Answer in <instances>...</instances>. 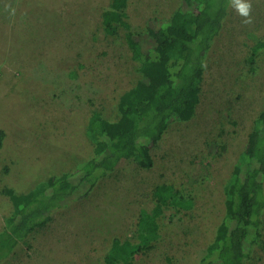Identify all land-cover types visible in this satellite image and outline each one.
Here are the masks:
<instances>
[{
    "label": "rangeland",
    "instance_id": "obj_1",
    "mask_svg": "<svg viewBox=\"0 0 264 264\" xmlns=\"http://www.w3.org/2000/svg\"><path fill=\"white\" fill-rule=\"evenodd\" d=\"M108 3L0 0V189L26 191L87 161L91 110L114 119L120 93L140 77L124 29L98 33ZM178 3L127 0V20L139 31L149 17L166 18ZM252 6L247 25L230 6L206 54L200 91L191 97L193 114L168 124L150 149L152 166L120 158L86 196L53 210L47 224L29 232L27 244L19 243L0 264H104L114 240L117 253L128 255L138 211L162 182L174 183L191 205L160 216L159 237L134 264L198 263L224 214L223 184L264 107V48L251 70L246 62L256 38L264 40V0ZM259 160L264 172L262 151ZM261 186L259 240L250 244L245 264H264V178ZM9 209L0 192V229Z\"/></svg>",
    "mask_w": 264,
    "mask_h": 264
},
{
    "label": "trees",
    "instance_id": "obj_2",
    "mask_svg": "<svg viewBox=\"0 0 264 264\" xmlns=\"http://www.w3.org/2000/svg\"><path fill=\"white\" fill-rule=\"evenodd\" d=\"M126 7L127 0H109L101 12L98 33L115 35L119 28L124 29L125 43L140 77L120 93L114 119L91 110L85 126L92 143L87 161L72 172L49 175L26 191L8 185L0 189L10 205L0 229V262L19 243L27 244L29 232L45 226L53 210L70 199L86 196L120 158L128 157L139 167L150 168V149L168 124L193 114L191 97L200 91V72L228 14L229 0H179L168 17H149L139 31L131 28ZM263 48L264 40L257 37L246 58L249 70ZM4 136L0 129V148ZM260 151L264 153V107L254 118L246 143L223 184L224 214L197 264H245L250 244L259 240L258 205L264 178ZM197 167L205 171L203 164ZM7 172L3 166L1 173ZM151 195L148 206L138 211L135 240L129 242L128 255L117 253L114 240L103 256L104 264H134L136 257L150 250L159 237L160 216L165 219L191 205L172 182L154 185Z\"/></svg>",
    "mask_w": 264,
    "mask_h": 264
},
{
    "label": "clouds",
    "instance_id": "obj_3",
    "mask_svg": "<svg viewBox=\"0 0 264 264\" xmlns=\"http://www.w3.org/2000/svg\"><path fill=\"white\" fill-rule=\"evenodd\" d=\"M232 9L242 17V23L247 25L252 23V0H229ZM14 14V10H12Z\"/></svg>",
    "mask_w": 264,
    "mask_h": 264
}]
</instances>
